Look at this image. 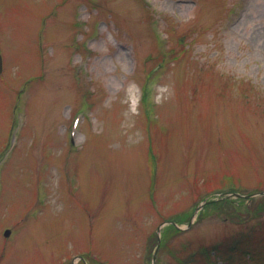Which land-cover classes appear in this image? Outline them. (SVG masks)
<instances>
[{
	"label": "rangeland",
	"instance_id": "1",
	"mask_svg": "<svg viewBox=\"0 0 264 264\" xmlns=\"http://www.w3.org/2000/svg\"><path fill=\"white\" fill-rule=\"evenodd\" d=\"M0 52V264H264V0H0Z\"/></svg>",
	"mask_w": 264,
	"mask_h": 264
},
{
	"label": "water",
	"instance_id": "2",
	"mask_svg": "<svg viewBox=\"0 0 264 264\" xmlns=\"http://www.w3.org/2000/svg\"><path fill=\"white\" fill-rule=\"evenodd\" d=\"M3 71V57L1 55V52H0V73ZM9 231H7L8 233Z\"/></svg>",
	"mask_w": 264,
	"mask_h": 264
}]
</instances>
